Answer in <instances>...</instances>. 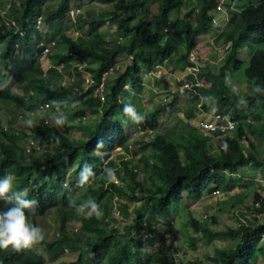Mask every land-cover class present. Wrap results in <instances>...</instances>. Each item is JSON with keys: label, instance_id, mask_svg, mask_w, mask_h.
Returning a JSON list of instances; mask_svg holds the SVG:
<instances>
[{"label": "trees", "instance_id": "1", "mask_svg": "<svg viewBox=\"0 0 264 264\" xmlns=\"http://www.w3.org/2000/svg\"><path fill=\"white\" fill-rule=\"evenodd\" d=\"M70 1L19 0L17 4L11 1V6L5 9L4 14L12 19L14 27H6L0 15V64L11 70L15 82L19 81L21 75L28 79L26 83L19 81L25 84L22 85V96L9 84L8 75L0 70V102L11 103L16 110L14 118L7 120V130L4 131L0 126V178L11 173L16 177L18 189L28 188L29 198L37 201L35 210L29 213L34 225L36 217L55 207L56 194L61 193V205L57 207L60 225L51 241L40 243L46 247L49 259H57L67 249L75 252L76 258L56 264H174V255L171 256L165 243V233L155 230L156 223L168 212L167 209L177 206L178 210L183 203L187 207L186 202L196 203L204 194L218 191L219 188L226 191L232 183L239 181L230 177L235 176L238 168L246 165L264 166V155L261 159L255 157L252 142H249L252 151H244L240 143L245 134L253 138V129L244 121L250 110L256 103L264 105V48L256 47L257 43L264 42V0H240L239 7L233 0L222 2L229 17L228 22L234 21L237 26V37L230 30L225 37V40L230 41L229 50L243 46L245 54L243 58L232 61V57L226 53L218 65L201 60L198 64L193 63L187 56L189 50H195L197 36L212 29L211 17L217 0H154L157 7L154 13L151 12L149 0H96L100 4H109L110 9L82 19L85 29L79 18L72 21L74 28L82 32L83 38L67 35L65 31L68 25L59 22L62 17H69L66 12ZM181 10H184L183 15H180ZM37 17L48 26L49 32L45 36L56 41V49L50 56L51 62L62 63L64 73L74 65V56H77L87 61L89 66L84 69L98 79L119 53L126 55L123 70L115 72L107 80L102 103L95 98L82 99L77 94L81 90L82 79L61 84L63 77L60 72L49 69L42 73L35 41L31 38V35L37 39L41 37L40 31L33 28ZM104 25L121 30L122 40L117 42L116 36L107 47L108 41L99 31ZM28 51H33V54L30 55ZM165 60L171 70L180 72H184L188 66H195L194 78L188 73L183 84L178 83L180 91L189 95L191 108H197V104H200L203 113L231 115L236 122L231 132L233 134L219 136L216 143L211 145L206 140L208 135L193 132L191 126L187 127V131L178 133L174 139L166 132L157 131L160 113L173 108L180 91H166L167 101L155 104L148 111L142 110L135 94L142 90V74L156 65H162ZM230 62L233 69L242 72L245 80L252 81L253 90L249 95L241 97L227 81L226 68ZM73 69L79 75L75 66ZM124 86L132 93L124 94ZM44 101L58 105L64 114L76 116L88 112L97 115V118L90 126L78 125L77 130L83 136L81 139H71L54 126L41 127L34 124L33 120L29 126L27 121L30 119L23 117L29 133L24 134V137H12L10 144L3 140L2 134L9 133L8 130L21 129L16 124L17 114L34 111L37 103ZM126 105L133 107L137 115L142 114L145 119L141 122L133 120L124 112ZM193 117L191 109L184 111L185 120ZM183 118L180 120L184 122ZM262 121L264 114L261 115ZM123 124L131 128L140 126L153 130L152 139L140 147L148 149L151 157L142 159L143 171L127 168L130 160L120 161L123 173L128 176L124 180L125 184L110 181L105 186L98 185L95 177L99 172H105L107 177V170L116 166L114 161L103 166L102 161L115 146L123 145L126 138ZM179 135L183 136L179 138ZM27 137L39 139L43 151L25 153L24 142ZM75 162L78 165L73 168ZM85 166L90 168L93 175L86 185L80 187L77 180ZM140 174L150 182L152 191L142 186ZM114 196L127 201L130 199L137 204L131 210L128 205L119 204V210L133 215V219L126 225L110 228L104 217ZM87 201L97 205L100 217L73 214ZM70 202H74L75 206H70ZM251 202L250 212L262 215L264 196L254 191ZM8 206L0 201V209ZM90 211L89 203L84 207V213ZM66 219L79 222L77 234H83L81 238L77 234L69 236L65 233L63 223ZM252 220L247 225L241 223L234 228L217 231L196 220L184 221L189 229L184 240L191 249L195 248L196 242H207L213 236H226L237 239V242L232 248H215L212 255L207 254L203 261L193 258L185 262L178 257L177 264H254L257 257L264 253V247L260 245L264 237V219ZM74 231L77 232L76 229ZM136 232L145 234L143 241L136 237ZM131 248L134 252L132 256L129 254ZM145 248H152V252L146 253ZM0 264L45 263L31 248L17 251L9 246L0 249Z\"/></svg>", "mask_w": 264, "mask_h": 264}, {"label": "rangeland", "instance_id": "2", "mask_svg": "<svg viewBox=\"0 0 264 264\" xmlns=\"http://www.w3.org/2000/svg\"><path fill=\"white\" fill-rule=\"evenodd\" d=\"M150 1V9L153 11H156V3L154 0ZM225 1V0H224ZM234 4H237V7H239L240 0H233ZM7 0L2 1V10L5 9V4ZM69 4V10L77 8L79 10L78 14L76 16H71V18L62 17L59 22L65 23L68 25V29L66 31V34L71 36L72 38H78L79 36L82 37V32L78 31L76 28H74V22H72V19L76 21V18L80 20L81 24L83 25V29H85V23L82 22V19H88L92 16H96L101 11H108L110 9L109 4H100L97 3L96 0H72ZM224 3V2H223ZM222 10L219 11L223 17L216 14L217 18V24L212 25V28H221L222 34L218 36H212V42L215 44L216 47L219 46V48H222L227 39L225 40V37L227 36V31L230 30L232 33H234V37H237V26L234 21L231 23L228 22L227 18V11L225 10L224 4L221 5ZM231 7H235V5H232ZM184 14V10H181L180 15ZM215 14V12L213 13ZM192 16H190V19ZM192 21V20H191ZM101 35L105 38V41H108L107 47L110 46L113 39L116 38L118 35H122V31L117 29L114 26H107L104 25L100 28ZM78 36V37H76ZM83 38V37H82ZM230 44V42H229ZM257 48H264V42L257 43ZM212 47L207 44L205 39H200L199 41H196L195 50L200 54V57L198 60L196 59L194 62L201 61H207L206 58L210 53ZM30 54H33V51L29 52ZM226 51H218L217 49L214 50V53H212L209 56L210 63L216 62L221 63L223 61V57L225 56ZM244 49H233L228 50L227 55H230L232 57V61H234L236 58H243L244 57ZM119 56L116 57V62H119L121 65H123L127 58L126 55L119 53ZM203 57V58H201ZM214 64V63H213ZM215 65V64H214ZM41 66V65H40ZM42 67H45L42 65ZM5 68V67H4ZM6 74L9 78V84L13 86L16 93L21 94L22 96L24 93L22 92V83L27 82V78L24 75H21L19 77V81L15 82L16 79L11 74V70L6 67ZM180 72V71H179ZM182 73V72H181ZM185 73L188 74L189 72L185 70ZM113 73H111L110 76H112ZM227 81L239 92V94L242 97H245L244 95H249L252 88V83H248L247 87H241L242 83L248 82L244 79L242 72L240 70L233 69V66H231V62L229 63L228 69H227ZM193 77V75H191ZM184 79L186 76L183 77ZM192 79V78H191ZM108 80V79H107ZM181 81V80H180ZM185 81V80H183ZM183 81L182 84H183ZM17 85V86H16ZM148 85H145L142 87V90L139 94H135L136 97H138L137 103L141 106L143 111L150 110L155 104L164 103L167 100H164L166 98L167 94L166 91L163 89L160 92L158 91H152L148 90ZM183 86V85H182ZM175 91V90H174ZM173 91V92H174ZM180 91V89H179ZM128 92L132 93L127 87H124V94H127ZM176 93V92H174ZM168 99V98H167ZM175 102L172 109L164 110L160 113L159 120H158V132H166L171 136L173 139L178 133H183L184 131H187V127L191 126L195 130L194 126L196 124V120L199 119H206L204 114L207 116V118L213 114V112L210 113H203L201 110V106H197V108H191L190 98L189 95H187L186 92L180 91L177 97L175 98ZM24 107L26 105V101L24 100ZM199 107V109H198ZM23 109V108H21ZM176 109V110H174ZM193 111L194 117L190 120H185L183 118V113L185 110ZM179 110L178 113H175V111ZM16 110L13 107V104L11 103H1L0 102V126L3 128V126L7 125V120L10 118H14L16 115ZM18 113V112H17ZM253 114V115H252ZM264 114V105H261L260 103H256L255 106L250 110L249 115H247V119L249 120V125L252 130L253 138L249 134H245V138L240 139V143L242 145V149L250 150V144L249 142H252L254 145V151L253 154L257 158H262L264 155V122L261 123V115ZM12 115V116H11ZM63 115V114H62ZM11 116V117H10ZM64 116L70 117L68 114H65ZM120 117V116H119ZM180 118L184 120L181 121ZM209 119V118H208ZM94 120L93 115H89L88 118L86 117L84 124L92 123ZM122 121V119H121ZM190 123V124H189ZM54 127H56L60 132L65 133L67 136H69L71 139H81L82 134L80 130L76 129L75 125H61L58 126L53 122ZM51 127V126H50ZM123 128L125 129V124H123ZM130 128H126L125 132L129 131ZM9 133L2 134L3 140L8 142V144L11 143V138L19 136L24 137V134H27V129H16L12 128ZM196 131V130H195ZM233 134V133H231ZM183 135H179L178 137L181 138ZM22 139V138H21ZM186 139V138H184ZM216 138L213 137V140L210 142L211 145H214L216 143ZM175 141V140H172ZM145 143L142 139L139 141V146H136V151L134 154H136V157H130L127 160L130 159V162L127 164V167L130 169L135 168V171H143L142 166L143 161L140 157H149L145 155L144 151H141L140 148L141 145ZM256 146V147H255ZM137 150H140L139 152ZM252 151V149H251ZM116 153L111 152V156L113 158L115 157ZM118 169V168H116ZM138 171V172H139ZM142 175V174H141ZM237 182L232 183L230 185V188L226 191L222 189H218V193L211 192L209 194H205L204 198L200 201H198L196 204L194 203H188L187 208L190 211L187 216V212L182 211L183 208L179 207L178 210L176 207L170 206L165 214V217L159 218V223H156L155 230L164 232L166 234V240L165 243L169 247V252L172 255H174V264L178 263V257H181L183 261L187 262L192 260L193 258L201 259L202 261L205 260L204 257L208 255H212L215 248H232L234 247L235 243L237 242V239H231L226 236H218V237H211L209 241H198L195 243V248L191 249L189 247L188 242L185 243L184 236L185 233L188 234L189 229L186 227V224L184 221H199L201 223H204L209 228H211L214 231L217 230H223L225 228H234L237 226L240 219L248 220V216L250 215V208L252 207L251 197L254 193V191L259 192L262 196H264V187L261 186L262 179L264 178V166L263 167H255L251 165H246L241 168H238L235 176ZM106 174L103 171H100L99 174L95 177L98 185H104L106 180ZM143 178V180H142ZM140 179L142 182V186L145 188H148L149 192L152 191L150 189L151 185L150 182H146L147 179L143 177ZM146 180V181H145ZM145 183V184H144ZM63 186V185H62ZM140 194L142 193L139 189ZM60 196L61 193L56 194V201H55V207L50 208L47 210L43 215L36 217V225L39 226L44 233V239L43 241L49 242L51 241L55 233L57 232V227L60 225V214L57 207H60ZM120 205H128V209L131 210L135 203L134 201L128 199H121L119 202ZM185 206V205H184ZM180 209V210H179ZM176 210V211H172ZM236 212H241L242 217L238 219V216L236 215ZM73 214L78 216V213L73 211ZM127 214V213H126ZM191 214V215H190ZM68 215V213H67ZM66 215V216H67ZM190 215V217H189ZM261 217L264 219V212L262 213ZM133 218V215H127V218L124 220L123 224L126 225V223L131 222V219ZM194 218V219H193ZM260 218L259 220H262ZM193 219V220H191ZM258 220V221H259ZM112 227L114 226V222L111 223ZM185 224V225H184ZM64 231L69 236H74V234L78 233L79 229V222L75 219H66V221L63 223ZM76 229L77 232L74 230ZM73 233V234H71ZM83 234H77L78 238H81ZM144 237H141L140 241H143ZM260 245L264 247V237L260 240ZM38 256L42 257L45 264H56L58 262L64 261H72L76 258V253L72 252L71 250L67 249L64 250L63 253L57 257V259H49L48 254L46 252V247L44 244L38 243L34 245L33 247H30ZM146 253H151L152 248H145ZM133 249L131 248L129 250V254L132 256ZM207 264V263H205ZM211 264V263H210ZM254 264H264V253L260 254Z\"/></svg>", "mask_w": 264, "mask_h": 264}, {"label": "built area", "instance_id": "3", "mask_svg": "<svg viewBox=\"0 0 264 264\" xmlns=\"http://www.w3.org/2000/svg\"><path fill=\"white\" fill-rule=\"evenodd\" d=\"M11 1H17V0H8V2H6V4H5V9L9 8V2H11ZM217 1L218 2L216 3L214 10H213L215 13L222 10L221 4L224 0H217ZM77 12H78V10L74 9V10H70L68 12V14L70 17L72 16V18H73V16ZM0 15L2 16V18L4 20V24L6 27H11V26L14 27V23H13L12 19H10L8 16L4 15L3 10L0 11ZM211 23H212V25H214L216 23V19H215L214 14L211 17ZM33 28L40 31V32L45 31V28L43 26V22L41 21L40 17H37L34 20ZM31 37H33V35H31ZM121 40H122V36L118 35L117 42H120ZM34 41H35L34 47H35V49H37V54L39 56L38 57L39 63L41 65V67H42V65L45 66V67H42V70H44V72H46L48 69H53V70H56L57 72H60L62 74V77H63L61 84L73 82L76 79V73H75L73 67L75 66L77 68L78 72L82 76L81 90L78 91L77 94L81 95L82 99H87L89 97H92V98H97L99 101L103 102L105 99L106 77L108 75H111V73L122 71V66L119 65L118 62H116V60H115L111 65L106 67L105 70H103L100 73L99 78L96 79L93 77V75L89 71L84 69V67L86 66L85 60L82 58H79L77 56H74V65H71L69 67L68 71L64 73V72H62L63 64L62 63L54 64L51 62V59H50V56L52 55V53L56 49V41L52 38H45V37L35 39ZM228 48H229V44H225L219 50L220 51H222V50L226 51ZM187 56H188V60L193 62L195 59L198 58V53L196 52V50L191 49L187 53ZM194 70H195L194 65L188 66L186 68V71H188L189 73L194 72ZM164 100H165V98H164ZM49 108H50V104L47 102L37 104L34 111L26 112L25 114H21V113L17 114L16 124H18L20 126V128L26 129L27 124L23 123V121H22L24 116H27L30 118L31 117H38V119L40 116L41 117L40 123H42L43 125L52 124V123H48L47 115H44L45 118H43L41 115L46 109H49ZM53 109L57 110L58 109L57 105H54ZM208 118L196 120V124L194 127L201 134H205L208 136L210 135V137H212V139H213V137H215L217 139L219 136H223L225 134H227V135L230 134L236 126V122L234 121L233 117L229 114L213 113ZM85 119H86L85 116L80 117V120H82V121ZM244 121L249 122L248 119H245ZM16 128H18V126H16ZM3 130L6 131V127H4ZM153 133L154 132L151 129L137 127L136 129H134L130 133V137L126 142V146L128 148H130L131 140L134 138H138L140 136H143V138H145L146 140H151L153 137ZM220 148H222V144H220ZM33 149L39 150V145L37 144V141H35L31 138H28L27 143L25 145V152L30 153ZM112 152L116 153L115 157L113 158V156L110 155L108 157V159H111L112 161H114L116 163V166L112 167V169L115 170V179H113L111 181L115 184L123 185V184H125L124 180H126L128 178V176L126 175V173H123L122 167H121V165H119V163H120V161L127 160L130 157H128L125 154V152L121 146H116L112 150ZM117 156H119V157H117ZM103 163L105 164L106 161H104ZM116 168H118V169H116ZM131 170L135 171V168H133ZM107 182H110V181L108 179H106L105 184L103 186H105ZM63 185H65V183H63ZM261 186L264 187V179H262ZM214 193H218V191L216 190V191H214ZM120 200L121 199L118 198L117 196H114L111 199L110 205H109V210L107 212V215L104 217V221H107L109 223L108 225L110 228H115L117 226L119 227V225H122L124 220L127 218V214L121 212L118 208ZM254 206H257V203H254ZM260 216H261L260 213H250V215L248 216V220L246 221L244 219H240L237 226H239L241 223L247 225L249 222L253 221L252 219L259 220ZM112 222H114L113 227L111 224ZM143 226L144 225L142 224V227ZM165 236H166V234H165ZM136 237L141 240V237L145 238V234H143L141 232H136ZM142 240H144V239H142Z\"/></svg>", "mask_w": 264, "mask_h": 264}, {"label": "clouds", "instance_id": "4", "mask_svg": "<svg viewBox=\"0 0 264 264\" xmlns=\"http://www.w3.org/2000/svg\"><path fill=\"white\" fill-rule=\"evenodd\" d=\"M7 2H8V0H7ZM11 3L12 2H9V7L11 6ZM75 9H77V8H75ZM70 10H74V9H70ZM70 10L68 9L66 14H68V12ZM78 12H79V10H78ZM78 12L75 15H77ZM4 13H5V10H4ZM68 16H69V14H68ZM41 21H42V19H41ZM43 26L45 28V26H47V25L43 22ZM31 38H32V40L37 39L35 37H31ZM45 38H48V37H45ZM52 39H54V38H52ZM229 48H230V44H229ZM229 48L226 50V52L229 50ZM218 51H220V50L218 49ZM38 57H37V59L39 62ZM39 66H40V63H39ZM40 68L42 70L41 66H40ZM51 70H53V69H51ZM254 90H258V89H254ZM124 112L126 114L130 115L132 117V119L137 121V122H141L145 119V117L142 114L137 115L136 111L131 106L126 105L124 107ZM24 117L27 120L38 118V117H31L30 118L27 116H24ZM66 120H67L66 116L62 117V118H56V124L58 126H61L64 123H66ZM22 121H23V119H22ZM27 123L29 124V126H31L32 121L29 120V121H27ZM19 137H21V136H19ZM24 150H25V147H24ZM112 150L109 153L110 155H111ZM30 153H32V152H30ZM30 153H27V154H30ZM110 155H108L107 158L102 161L103 166H105L109 161H112L111 159H108V157ZM104 161H106L105 164L103 163ZM77 165H78V162H75L73 164V168L77 167ZM91 175H93V174H92L90 168L85 166L83 171H81L79 173V179L77 180V185L80 187H83L84 185H86L89 182V177ZM106 179H108L109 181L115 179V170L114 169L110 168L107 170V178ZM0 201H3V202H5L6 205H9L8 207L0 209V249H7L9 246H11L14 250L19 251L21 249L33 247L34 245L43 241V239H44L43 230L39 226L34 225L31 222L30 217H29V213L33 212L35 210V207L37 206V201L35 199L29 198L28 188L18 189L16 187V177L11 173H8V174L4 175L3 178H0ZM89 203L91 204V211L84 213V207L87 206V204H89ZM70 206L74 207L75 203L70 202ZM76 211L79 214H84V215H87L89 217L92 215H96L97 217L101 216V212L97 210V205L95 203H93L92 201H87L85 203V205H82L81 207L77 208Z\"/></svg>", "mask_w": 264, "mask_h": 264}, {"label": "crops", "instance_id": "5", "mask_svg": "<svg viewBox=\"0 0 264 264\" xmlns=\"http://www.w3.org/2000/svg\"><path fill=\"white\" fill-rule=\"evenodd\" d=\"M18 1L19 0H17V1H15L14 3H18ZM151 8V7H150ZM5 9H3V11H4ZM151 12H156V11H153V10H151ZM220 13V12H219ZM216 14H218V12H216L215 14H214V16H215V19L217 20V18H216ZM74 16H76V15H74ZM219 16H221V17H223V15H221V13L219 14ZM69 18H71L70 16H69ZM227 18H228V15H227ZM72 21H73V19H72ZM215 24H217V21H216V23ZM67 31V30H66ZM66 31H65V33H66ZM49 31H48V26H45V31L44 32H40L41 33V37H46L45 36V33H48ZM101 32V31H100ZM228 32V31H227ZM220 34H222V29L221 28H212L211 30H208V31H206L205 33H203V34H200V35H198L197 36V41H199L201 38L202 39H205L206 40V42H207V44L208 45H210V47H212L211 48V50H210V53H209V55L207 56V57H204V58H206V60L207 61H209L210 62V58H209V56L212 54V53H214V50L215 49H220L219 48V46L218 47H216L215 46V44H213V42H212V36H218V35H220ZM229 40H227L226 42H225V44L227 43V44H229ZM224 44V45H225ZM241 48H243V46H241V47H239L238 49H241ZM237 49V50H238ZM30 51H28V53H29ZM197 52V51H196ZM198 53V52H197ZM227 53V52H226ZM30 54V53H29ZM123 54V53H122ZM30 55H32V53L30 54ZM119 56V55H118ZM200 57V54L198 53V58ZM201 58H203V57H201ZM127 60V58L125 59V61ZM196 60V59H195ZM194 60V61H195ZM37 61H38V59H37ZM193 61V63H196V62H194ZM166 60L164 61V63L162 64V65H156L152 70H150V71H147V72H145V73H143L142 74V87L143 86H145V85H148L147 86V88H148V90H152V91H158V92H160L161 90H165V91H171V92H173L174 90V92H177V91H179V89H181V86H179V82H181V81H183V80H186V78L184 79L183 77L184 76H186V73H185V71L183 72L182 71V73L181 72H179L178 70H171V66H170V64H167L166 65ZM39 63V62H38ZM85 63H86V66H89L88 65V63H87V61L85 60ZM212 63H214L215 65H218V63H216L215 61L214 62H212ZM222 63V62H221ZM220 63V64H221ZM118 64L119 65H121L119 62H118ZM198 64V63H197ZM122 66V70H123V65H121ZM228 69V66H227V68H226V70ZM0 70H2V73H4V74H6V70H5V68L0 64ZM42 73L44 74L45 72H44V70L42 71ZM114 74V73H113ZM189 75H193V78H194V72H191V74H189ZM111 76L110 75H108L107 77H106V81L105 82H107V79H109ZM77 78H80V79H82V76H81V74L79 73V75L78 74H76V79ZM181 80V81H180ZM248 83H252V81H248V82H245V83H242V86L241 87H247L248 86ZM124 87H126V86H124ZM124 87H123V89H124ZM106 88V87H105ZM105 93H106V90H105ZM239 93V92H238ZM244 96H246V95H244ZM242 97V96H241ZM89 98H92V97H89ZM95 99H97V98H95ZM201 99V98H200ZM105 100V99H104ZM99 101V100H98ZM45 102V101H44ZM44 102H38V104H40V103H44ZM100 103H102L101 101H99ZM47 103H49V102H47ZM50 104V108L49 109H46L41 115H42V117L43 118H45V116L44 115H47V117H48V123H52V124H47V125H43L42 123H40V121H41V117L39 116V119L38 118H34V119H30L31 121L33 120V121H35V123L34 124H37V125H39V126H41V127H50V126H52V125H54L53 124V122L56 124V118H62V117H65L64 115V113H63V111H61L60 110V107L57 105V107H58V109L57 110H54L53 109V107H54V105H56V104H52V103H49ZM200 104H197V106H199ZM208 113H210V112H208ZM63 114V115H62ZM69 115V114H68ZM89 115H93V117H94V120H93V122L96 120V118H97V115H94V114H90V113H88V112H86V113H83V114H80V115H76V116H71V115H69L70 117H67V120H66V123H64V125H66V124H69V125H75L76 126V129L78 128V125H83V126H90V124H92V123H88V124H84V122H86L85 120L84 121H82V120H80V117H82V116H85V117H87L88 118V116ZM204 116L207 118V116L204 114ZM122 119V118H121ZM190 124V123H189ZM137 127H140V126H136L135 128H131L129 125H127V124H125V129L127 128H130L129 129V131H127V133H126V138H125V141H124V143H123V145H120L122 148H123V150H124V152H125V154L128 156V157H136L135 155L136 154H134V152L136 151V146L138 147L139 146V141H140V139H142L144 142H148V141H150V140H146L145 138H143V136H140V137H138V138H134V139H132L131 140V143H130V148H128L127 146H126V142H127V140L129 139V137H130V133L134 130V129H136ZM140 128H142V127H140ZM195 128V127H194ZM27 129V128H26ZM124 129V130H125ZM193 132H196L195 130H192ZM198 132V131H197ZM196 132V133H197ZM27 133H29V131H27ZM198 133H200V132H198ZM201 134V133H200ZM201 135H204V136H206L205 134H201ZM210 136V135H209ZM28 138H31V137H27L26 138V141L24 142V147H25V145H26V143H27V139ZM207 139V141L208 142H211L213 139H212V137H206ZM31 139H33V138H31ZM33 140H35V141H37V144L39 145V150H35V149H33L31 152L32 153H40V152H42L43 151V149H42V143H41V141L39 140V139H37V138H34ZM115 148V147H114ZM138 152L140 151V150H137ZM141 151H144L145 153V155H147L148 156V154H149V157H147V158H150L151 157V154H150V152H149V150L148 149H145V150H141ZM108 155H110V154H108ZM180 156L182 157V154L180 153ZM140 158H142V159H144V157H140ZM130 160V159H129ZM142 161V160H141ZM142 168H143V166H142ZM139 179H141L142 178V175L140 174L139 175ZM142 180H143V178H142ZM141 181V180H140ZM146 181V180H145ZM142 182V181H141ZM147 182V181H146ZM145 184V183H144ZM204 196H205V194L198 200V201H200V200H202L203 198H204ZM197 201V202H198ZM196 202V203H197ZM187 204H188V202H186ZM196 203H194V204H196ZM184 205H185V203H183V205H182V208H183V211L184 212H187V211H189V210H187L186 208H184ZM169 212V211H168ZM236 215L238 216V219L240 218V217H242V215H241V212H236ZM187 216H188V214H187ZM163 217H165V215L163 216Z\"/></svg>", "mask_w": 264, "mask_h": 264}]
</instances>
